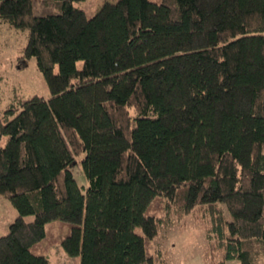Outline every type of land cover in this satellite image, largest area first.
I'll use <instances>...</instances> for the list:
<instances>
[{
	"label": "trees",
	"instance_id": "obj_1",
	"mask_svg": "<svg viewBox=\"0 0 264 264\" xmlns=\"http://www.w3.org/2000/svg\"><path fill=\"white\" fill-rule=\"evenodd\" d=\"M74 1L0 0V27L26 31L17 68L34 58L49 92L0 108L16 211L0 264H50L48 242L79 264H167L155 238L187 216L203 264H264V0H116L89 18Z\"/></svg>",
	"mask_w": 264,
	"mask_h": 264
},
{
	"label": "rangeland",
	"instance_id": "obj_2",
	"mask_svg": "<svg viewBox=\"0 0 264 264\" xmlns=\"http://www.w3.org/2000/svg\"><path fill=\"white\" fill-rule=\"evenodd\" d=\"M115 1L76 0L73 6L83 10L85 16L89 18L102 3ZM25 38L26 31L14 30L1 24L0 108L9 102L13 95L19 98H26L30 95L48 97L47 86L36 69L34 58L28 59L24 67L17 68L16 57L19 55L20 48L25 44ZM75 65L79 68L81 61H76ZM72 172L77 184L85 185L86 182L78 162ZM15 216L16 211L10 202L0 197V236L6 233L8 224ZM67 228L65 222L52 221L47 225V232H51L53 236H62L67 232ZM155 243L165 252L167 264H203L200 252L204 245V229L190 216L185 217L182 224L177 223L161 232L155 238ZM46 247L50 264H79V256L66 255L58 244L48 242Z\"/></svg>",
	"mask_w": 264,
	"mask_h": 264
}]
</instances>
